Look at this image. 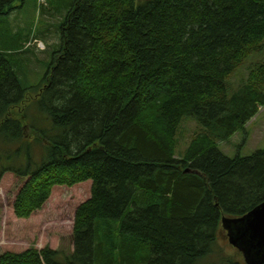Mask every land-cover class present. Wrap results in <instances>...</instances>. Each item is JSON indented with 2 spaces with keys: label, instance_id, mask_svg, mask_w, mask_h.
<instances>
[{
  "label": "trees",
  "instance_id": "obj_1",
  "mask_svg": "<svg viewBox=\"0 0 264 264\" xmlns=\"http://www.w3.org/2000/svg\"><path fill=\"white\" fill-rule=\"evenodd\" d=\"M15 9L0 0V23ZM60 33L36 89L20 77V38L0 45V180L27 178L19 218L58 185L91 180V196L73 249L6 251L0 264H247L222 218L264 201V149L232 158L217 141L264 105V60L248 66L264 55V0H73ZM184 117L204 130L178 158Z\"/></svg>",
  "mask_w": 264,
  "mask_h": 264
},
{
  "label": "rangeland",
  "instance_id": "obj_2",
  "mask_svg": "<svg viewBox=\"0 0 264 264\" xmlns=\"http://www.w3.org/2000/svg\"><path fill=\"white\" fill-rule=\"evenodd\" d=\"M61 1L63 5L51 3L47 8L43 6L36 9L35 0H13L14 6L19 5L18 9H15L18 12L12 15L10 13L0 23V45L2 46H4L3 42H6L2 33L8 29H17V20L20 28L27 26L30 21L28 27L33 33L48 35L43 38L47 46L45 50L36 51L35 47H30L14 53V57L22 68L20 77L28 86H36L34 89L41 83L45 84L48 66L53 62L54 54L60 48L61 21L73 0ZM252 57L248 63L249 68L252 64L264 60V55L251 59ZM246 72L247 68L243 66L235 73L236 75L234 74L235 76L233 75L234 85L230 83L231 91L237 89ZM27 115L30 120L41 116L34 106L30 108ZM203 130L204 127L194 118L184 117L178 135L176 157H183L190 140ZM245 137L247 140L243 142ZM217 143L219 149L232 158L237 154L249 155L258 148L264 149V107L247 123L245 130H238L231 137L218 140ZM26 181L27 178L18 177L12 172H6L0 180V255L6 251L21 252L30 247L43 249L46 245L59 250L73 249L72 232L75 211L90 197L92 182L88 180L71 187L56 186L40 210L29 218H18L14 213L13 203ZM214 261H217L216 256L206 259L209 264Z\"/></svg>",
  "mask_w": 264,
  "mask_h": 264
},
{
  "label": "water",
  "instance_id": "obj_3",
  "mask_svg": "<svg viewBox=\"0 0 264 264\" xmlns=\"http://www.w3.org/2000/svg\"><path fill=\"white\" fill-rule=\"evenodd\" d=\"M222 226L247 264H264V201L240 217H223Z\"/></svg>",
  "mask_w": 264,
  "mask_h": 264
},
{
  "label": "crops",
  "instance_id": "obj_4",
  "mask_svg": "<svg viewBox=\"0 0 264 264\" xmlns=\"http://www.w3.org/2000/svg\"><path fill=\"white\" fill-rule=\"evenodd\" d=\"M47 1V4L44 6V7H49V5H50V1L49 0H46ZM52 1V0H51ZM53 3H58V4H60V5H63L64 3H63V1H61V0H57V2H53ZM14 4V3H13ZM15 5V4H14ZM37 5H38V0H35V6H36V9L37 8H39V7H37ZM18 7H19V5H17ZM39 6V5H38ZM18 11L17 10H15V11H12L11 12V15L12 14H15V13H17ZM37 13V12H36ZM14 18H16L17 19V17L16 16H14ZM17 23H18V26H17V29H8L5 33H2V36L3 37H5V39H6V42H8V43H10L11 41H13V40H15V38L16 37H19L20 39V42L19 43H22L21 44V46H20V48L22 47V45H24L23 43H25V42H27L29 39H32V38H35V39H41V40H43V38H45V37H48V35L47 34H41V33H39V35H37L36 34V32L35 33H33L32 31H31V29L28 27V25L30 24V21H29V24L27 25V26H25V27H22V28H20V25H19V22H18V20H17ZM21 31H24V34L22 35H20V33H21ZM18 43V44H19ZM17 44V45H18ZM19 48V49H20Z\"/></svg>",
  "mask_w": 264,
  "mask_h": 264
}]
</instances>
